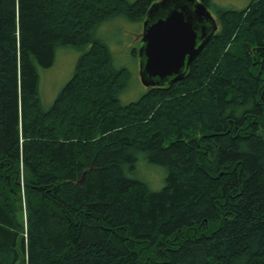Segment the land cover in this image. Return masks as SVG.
Masks as SVG:
<instances>
[{
  "label": "trees",
  "instance_id": "16d2710c",
  "mask_svg": "<svg viewBox=\"0 0 264 264\" xmlns=\"http://www.w3.org/2000/svg\"><path fill=\"white\" fill-rule=\"evenodd\" d=\"M155 1L0 0V264H264V0L216 8L186 76L122 104L130 74L93 32ZM66 46L45 109L39 72Z\"/></svg>",
  "mask_w": 264,
  "mask_h": 264
},
{
  "label": "water",
  "instance_id": "95a60500",
  "mask_svg": "<svg viewBox=\"0 0 264 264\" xmlns=\"http://www.w3.org/2000/svg\"><path fill=\"white\" fill-rule=\"evenodd\" d=\"M137 49L143 86L182 80L213 38L217 22L202 1L159 0L146 12Z\"/></svg>",
  "mask_w": 264,
  "mask_h": 264
},
{
  "label": "rangeland",
  "instance_id": "374dc122",
  "mask_svg": "<svg viewBox=\"0 0 264 264\" xmlns=\"http://www.w3.org/2000/svg\"><path fill=\"white\" fill-rule=\"evenodd\" d=\"M126 1L131 3L135 0ZM209 3L211 4L209 7L210 12L213 17H216V8H242L248 3V0H209ZM140 30L141 21L140 23L131 22L124 15H118L102 21L94 31V40L105 44L111 53L112 66L115 69L124 68L130 74L125 89L118 97L119 102L122 104L137 100L147 91L139 80V58L136 54H133V50L138 48V40L136 39L140 37ZM78 56L79 53L72 46L60 47L55 52L52 67L39 72V93L45 109L52 106L63 86L70 80ZM156 109V106L153 105L152 110H150L154 113ZM18 122L20 124V118H18ZM19 141L21 142L22 139H19ZM19 148L21 150L20 146ZM141 172L151 189L161 188L165 176V172L161 168L146 167L145 169L142 167ZM24 209L22 210V219L26 216V210Z\"/></svg>",
  "mask_w": 264,
  "mask_h": 264
},
{
  "label": "bare ground",
  "instance_id": "6f19581e",
  "mask_svg": "<svg viewBox=\"0 0 264 264\" xmlns=\"http://www.w3.org/2000/svg\"><path fill=\"white\" fill-rule=\"evenodd\" d=\"M12 5H14V6H12L13 8H14V11H15V7H16V10H17V4H16V2L14 1V4H12ZM50 9H51V6H47V5H45V12H47V13H49V11H50ZM13 24H14V26H17L18 25V19H16V15L14 16V19H13ZM95 31V30H94ZM93 37H94V32H93ZM92 37V38H93ZM94 40V39H93ZM97 41V40H96ZM99 42V41H98ZM18 66V68H19V65H17ZM52 67V66H51ZM51 67H49V68H51ZM49 68H47V69H49ZM38 89H39V86H38ZM20 120H21V118H20ZM21 130H22V121L20 122V124H18V136L20 137H23L22 135H21ZM21 139V138H20ZM21 185V184H20Z\"/></svg>",
  "mask_w": 264,
  "mask_h": 264
}]
</instances>
